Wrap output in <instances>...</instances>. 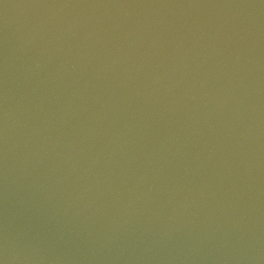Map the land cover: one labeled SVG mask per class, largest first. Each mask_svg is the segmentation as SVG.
Instances as JSON below:
<instances>
[{"label":"water","instance_id":"obj_1","mask_svg":"<svg viewBox=\"0 0 264 264\" xmlns=\"http://www.w3.org/2000/svg\"><path fill=\"white\" fill-rule=\"evenodd\" d=\"M0 264H264V0H0Z\"/></svg>","mask_w":264,"mask_h":264}]
</instances>
